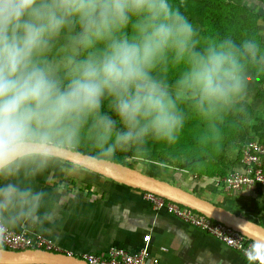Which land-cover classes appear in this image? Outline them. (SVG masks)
Here are the masks:
<instances>
[{"label": "clouds", "instance_id": "obj_1", "mask_svg": "<svg viewBox=\"0 0 264 264\" xmlns=\"http://www.w3.org/2000/svg\"><path fill=\"white\" fill-rule=\"evenodd\" d=\"M182 7L0 0V237L46 230L60 216L31 181L85 132L103 160L150 140L173 145L185 126L182 104L215 127L264 81V34H203ZM62 34L86 55L66 56L61 75L47 54ZM169 64L182 68L172 85L154 75Z\"/></svg>", "mask_w": 264, "mask_h": 264}, {"label": "crops", "instance_id": "obj_2", "mask_svg": "<svg viewBox=\"0 0 264 264\" xmlns=\"http://www.w3.org/2000/svg\"><path fill=\"white\" fill-rule=\"evenodd\" d=\"M257 122L255 119L254 123ZM250 123L253 125V121ZM51 166H62L67 178L57 177L48 170ZM239 168L238 163L233 171ZM88 173L94 181H70V163L59 159L51 162L31 181V186L34 191L45 193L44 202L48 208L59 207L60 216L47 223L46 230L16 232L42 235L64 253L77 257L101 254L118 247L132 253L145 249L150 255L148 264H253L165 210L155 211L145 199V192ZM210 183L211 186L204 190L177 185L264 226V188L226 193L216 187L214 181Z\"/></svg>", "mask_w": 264, "mask_h": 264}, {"label": "trees", "instance_id": "obj_3", "mask_svg": "<svg viewBox=\"0 0 264 264\" xmlns=\"http://www.w3.org/2000/svg\"><path fill=\"white\" fill-rule=\"evenodd\" d=\"M257 1L264 2V0ZM173 3L179 6L180 0H173ZM181 11L203 34L232 33L239 36L244 32L261 33L260 25L262 21L264 22V14L255 8L248 7L247 3L242 0H183ZM60 37L70 36L62 34ZM83 54L86 52L79 49L77 57L81 58ZM181 71L180 66L161 65L154 70V75L172 85ZM257 84L264 86V81ZM181 107L185 113V126L175 144L167 145L150 140L140 150L120 152L115 160L110 161L134 169L136 166L132 161L135 159L146 162L165 161L183 173L200 180H216L227 176L226 163L220 161L219 158L227 153L226 148L230 143L229 138L233 136L231 134L234 131L233 128L236 132L241 131L245 123L228 114L222 121L216 122L215 127H210L206 121L192 111L188 104H182ZM103 111H108L107 102H105ZM257 121V124L251 127L253 136L255 139L264 141V118ZM212 130L216 131V135L211 141L209 138L207 141L204 135L209 136ZM252 140L254 139L250 141ZM217 148L220 150L216 151ZM75 151L98 157L92 136L88 132L82 135ZM240 153L241 150L232 163L228 162L232 164L231 170H234L235 165L239 163Z\"/></svg>", "mask_w": 264, "mask_h": 264}, {"label": "built area", "instance_id": "obj_4", "mask_svg": "<svg viewBox=\"0 0 264 264\" xmlns=\"http://www.w3.org/2000/svg\"><path fill=\"white\" fill-rule=\"evenodd\" d=\"M240 156V168L223 178L214 180L216 187L223 189L226 193L251 187L264 188V141L259 139L248 141L241 149ZM145 199L151 203L155 211L165 210L183 223L214 237L242 255L247 261L253 264H264V256L259 255L264 252V247L234 229L154 194L145 193ZM0 248L11 251L33 249L64 253L53 241L42 235L16 231L0 237ZM79 258L89 264H148L150 255L145 249L132 253L123 248L112 247L105 253L83 254Z\"/></svg>", "mask_w": 264, "mask_h": 264}, {"label": "water", "instance_id": "obj_5", "mask_svg": "<svg viewBox=\"0 0 264 264\" xmlns=\"http://www.w3.org/2000/svg\"><path fill=\"white\" fill-rule=\"evenodd\" d=\"M59 160L83 168L127 187L151 193L168 201L190 208L220 222L264 247V226L216 205L193 192L158 177L110 160L68 150ZM0 264H89L68 253L45 250L11 251L0 248Z\"/></svg>", "mask_w": 264, "mask_h": 264}, {"label": "rangeland", "instance_id": "obj_6", "mask_svg": "<svg viewBox=\"0 0 264 264\" xmlns=\"http://www.w3.org/2000/svg\"><path fill=\"white\" fill-rule=\"evenodd\" d=\"M247 3L248 7L255 8L259 11V8L262 13H264V2H260L257 0H242ZM260 32L264 34V22H261ZM79 53V48L75 46L70 37H59L55 42L51 49V51L47 54L48 60L53 64V66L60 68L61 75L63 74L62 69V61L66 56H76ZM86 54H83V56ZM82 56V57H83ZM81 57V58H82ZM232 115H236V119L238 121H243L245 126L241 131L236 132V129L233 128L231 138H229V144L227 146L226 155L222 156L220 161L226 163V171L227 173H231L232 161H234L239 153V151L243 148V146L250 141L253 137V132L250 129L253 121V125L255 119L262 120L264 118V86H259L257 83L250 85L249 90L245 98L240 102V105L231 113ZM210 133V132H209ZM216 135V131L212 130L209 136L204 135L206 140H212V137ZM209 138V139H208ZM220 149L217 148L216 151ZM136 168L140 171H145L149 174H152L162 180L171 181L173 184H183L182 187L186 188V186L193 187L195 190H204L211 186L210 181H214L212 179H197V177H193L189 174H185L182 171L178 170L174 166L169 165L165 161L162 162H146L144 160L135 159L132 161ZM229 162V163H228ZM63 163V162H61ZM48 170H51L56 174L57 177H61V179L66 177V173H64V168L62 166L56 167L51 166ZM69 171V170H68ZM99 177H102L98 175ZM67 178V177H66ZM104 179V177H102ZM106 179V178H105ZM70 181H94L93 176H89L87 170L83 168L77 167L75 165L70 164V175L68 177ZM205 181V182H204ZM206 184V186H205ZM186 185V186H185ZM203 188V189H202Z\"/></svg>", "mask_w": 264, "mask_h": 264}]
</instances>
